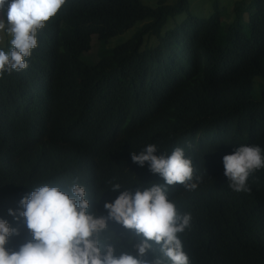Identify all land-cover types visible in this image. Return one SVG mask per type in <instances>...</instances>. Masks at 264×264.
I'll return each mask as SVG.
<instances>
[{
    "label": "trees",
    "instance_id": "trees-1",
    "mask_svg": "<svg viewBox=\"0 0 264 264\" xmlns=\"http://www.w3.org/2000/svg\"><path fill=\"white\" fill-rule=\"evenodd\" d=\"M165 2L67 0L37 33L28 67L0 76V219L18 231L7 248L32 238L18 210L36 185L78 181L90 210L107 216L104 203L120 191L163 182L131 159L155 144L157 155L183 147L202 176L193 191L169 189L192 216L181 236L190 264H264V169L248 178L250 191L237 192L222 162L241 144L264 152V88L252 96L264 77V0H252L245 26L242 1L225 25L216 2L206 19L188 0ZM140 21L97 61L81 60L92 37L106 42ZM108 226L122 242L134 235L114 220Z\"/></svg>",
    "mask_w": 264,
    "mask_h": 264
},
{
    "label": "clouds",
    "instance_id": "clouds-1",
    "mask_svg": "<svg viewBox=\"0 0 264 264\" xmlns=\"http://www.w3.org/2000/svg\"><path fill=\"white\" fill-rule=\"evenodd\" d=\"M66 3L0 0V12L5 17L0 19V41L10 37L11 46L7 51L0 48V76L28 67L25 58L38 45L37 33ZM156 153L157 146L147 144L138 154L132 152L131 159L140 166L147 162L163 182L120 191L114 201L104 203L107 216L90 210V193L78 181L65 183L63 189L49 183L34 186L20 199L23 210H18L32 238L17 249L7 248L8 238L18 231L0 219V264H190L181 236L191 228L192 216L169 197V189L181 185L193 191L202 176L196 174L183 147L167 154ZM222 162L229 187L248 192L250 175L264 169V152L259 145L241 144L225 154ZM108 185L112 191L121 188L118 182L109 181ZM9 214L17 217L12 209ZM108 220L133 230L134 235L122 242V237L109 228Z\"/></svg>",
    "mask_w": 264,
    "mask_h": 264
},
{
    "label": "rangeland",
    "instance_id": "rangeland-1",
    "mask_svg": "<svg viewBox=\"0 0 264 264\" xmlns=\"http://www.w3.org/2000/svg\"><path fill=\"white\" fill-rule=\"evenodd\" d=\"M144 4L150 6V7H156L158 5V0H141ZM173 0H166L165 3H169ZM190 4V10L191 13L195 16H198L200 18H208L211 13L213 12V3L216 2L219 11L222 13L221 23L222 25H225L229 21H231L233 16V7L234 4L237 1L243 2V18H242V25L245 26V23L248 19V15L252 9V0H188ZM183 18L182 15H178L176 17L177 20H180ZM0 19H2V14L0 12ZM147 21H140L135 23L130 29L125 31L122 34L116 35L112 38H109L106 40V42L99 41L96 37L91 38L90 43V49L87 52H84L81 54L80 58L82 61L86 63H93L97 61L101 56L105 54V51L112 48L114 45L118 43H122L126 41L130 35L138 30L141 25ZM173 25V20H169L168 24L166 25V28H170ZM0 36H3L2 33H0ZM10 37L4 36L3 40L0 41V48H4L5 51L9 50V41ZM264 88V77H256L253 82V97L255 99H258L261 94V89Z\"/></svg>",
    "mask_w": 264,
    "mask_h": 264
}]
</instances>
